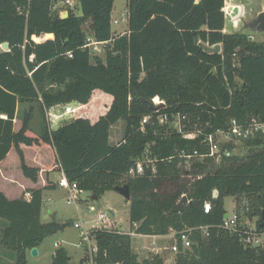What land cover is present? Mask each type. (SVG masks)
Wrapping results in <instances>:
<instances>
[{"label": "trees", "instance_id": "obj_1", "mask_svg": "<svg viewBox=\"0 0 264 264\" xmlns=\"http://www.w3.org/2000/svg\"><path fill=\"white\" fill-rule=\"evenodd\" d=\"M56 1L0 0V45L10 47L0 48V163L15 149L23 174L37 182L40 169L26 164L22 148L40 153L52 147L57 170L90 199L128 185L131 233L179 238L187 232L191 247L178 241L174 264H264V247L247 245L223 228L224 199L246 195L251 217H259L256 229L264 233V134L241 139L247 148L242 156L232 153V142L221 144L219 160L208 156L204 142L206 135L229 132L232 120L264 123V42L225 32L227 0H127L128 30L116 36L115 0H79L82 15L69 9L67 18L53 9ZM90 35L108 43L104 61L83 49ZM216 45L221 53L211 52ZM96 92L112 103L95 122L82 116L56 120L55 109L86 106ZM36 111L40 132L31 126ZM179 116L186 117L184 132L200 131L195 139L178 132ZM48 117L56 118L52 125ZM145 117L150 120L142 125ZM120 121L123 139L111 145V129ZM146 158L154 160L156 172L131 176ZM52 189L48 182L30 191V200L26 194L9 200L0 192V247L15 252V264H27L28 251L66 227L42 222L43 193ZM184 196L183 210L173 213ZM91 236L97 251L78 264H165L160 254L140 260L131 234L97 228ZM71 260L61 248L52 264Z\"/></svg>", "mask_w": 264, "mask_h": 264}, {"label": "rangeland", "instance_id": "obj_2", "mask_svg": "<svg viewBox=\"0 0 264 264\" xmlns=\"http://www.w3.org/2000/svg\"><path fill=\"white\" fill-rule=\"evenodd\" d=\"M59 1L58 12L65 14L70 9L76 16L82 15L79 0H73L74 5L72 7L63 5L61 0ZM230 4H232V6ZM126 6L127 0H115L112 19V28L115 36L120 34L124 28L127 27L128 20L125 16ZM233 7H238L237 13L235 12L236 8ZM226 10V14L228 16V22L225 30L226 33H244L249 35V37H253L254 41L264 42V33H256L246 27V24L257 18L261 12H264V0H227ZM115 21H117L118 24H116ZM89 24L90 23L87 22L84 26L88 33H90ZM106 48L107 47H104L103 51L98 55L103 61L106 59ZM92 63H95L94 59H92ZM111 103V96H107L102 92H96L94 98L88 105H73L70 109L57 108L54 110V113L58 116V119L48 117V121L52 125L51 119L62 121L68 118L82 116L90 119L92 122H95L100 116L104 115L108 111ZM26 108L27 107H24V109ZM24 109L21 108L19 111V121L16 124L17 128L22 126ZM31 126L35 131H41L42 120L38 111L35 113ZM124 130L125 123L122 121L116 123L112 127L110 138L111 145H116L117 142L119 143L123 139ZM218 138L219 144L232 142L234 145V150L232 151L233 154L240 156L246 154L247 148L243 141L235 139L229 135H222ZM27 156L29 160H31L35 157L34 151L28 149ZM44 157L50 161L49 163L52 166L56 165L55 160L49 151L45 153ZM15 158L18 160V163L21 161L19 155L16 153V150H13L12 157L9 161L11 166H14ZM56 168L57 167L54 168L55 171ZM19 170L22 171L21 165L19 166ZM0 183L3 187H10L16 192L12 197L17 198L21 196L22 190L19 185L9 184V182L7 180L5 181L3 178H0ZM90 196L91 194H88L87 203L81 207L80 214L78 213L76 207L68 205L66 199L63 197H59L56 199L54 204L50 205L51 209L56 214L55 216L51 217L49 212L46 211V208L44 207L42 215L43 223L57 222L64 225L66 224V227L62 231L48 236L40 246L38 251L39 254L37 256H34L31 250L28 251L27 264H52L55 251L61 248L66 249L70 253L72 264H78L83 258H87L91 261L94 255L93 252L96 249V242L92 237H90L91 239H87L88 237L86 236V232L92 231L97 226L98 216L103 212L110 216L113 221V226L116 228L114 230L122 231L123 233L131 235L134 234L131 233V206L130 203L125 202V199L122 196H120L116 191H108L97 200L90 199ZM251 200L252 199L246 195L237 198L234 196H228L224 199V208L228 216L232 217L234 214L238 215L241 226L256 228V222L259 220V217H251V214L254 211L252 209L253 202ZM111 212H113L114 215ZM0 221L4 222L2 219H0ZM81 221L84 223V226H77V223H80ZM175 243L176 240L173 236H163L155 240L144 236H132V245L135 251L138 252L140 260L153 256L155 253H151L150 251L156 249L158 246H162L165 247V249L160 250V255L163 257L165 264H174L173 261L169 262V259L173 260L176 254V252L172 251V247ZM262 247H264V245H262ZM5 250L1 249L0 252ZM9 252L10 253L8 254L0 253V259L4 258L7 264H15V252ZM11 260H14V262L12 263Z\"/></svg>", "mask_w": 264, "mask_h": 264}, {"label": "built area", "instance_id": "obj_3", "mask_svg": "<svg viewBox=\"0 0 264 264\" xmlns=\"http://www.w3.org/2000/svg\"><path fill=\"white\" fill-rule=\"evenodd\" d=\"M59 2L56 1L53 5L54 10H58ZM63 5L72 7L74 5L73 0H61ZM68 12V11H67ZM228 17V16H227ZM108 43L107 42H98L93 38V36H88L86 39V43L83 47L84 50H88L91 54L99 55L103 51V48L106 47ZM0 48L3 49V45H0ZM4 50V49H3ZM68 56L70 58L73 57L72 53H68ZM155 103L161 104V101L159 99H155ZM165 118H161V122L164 121ZM150 120V117H145L142 121V125L146 124ZM186 120V117H178L177 121L175 123V127L178 130L179 133L183 134L185 139L193 140L195 139L200 131L198 132H192V133H186L183 131L184 125L183 122ZM255 134H264V123L260 122L256 119L252 120V122L247 126L239 125L235 120L231 121L230 124V130L229 132H221L217 131L214 134L206 135L204 142L207 143L210 147V154L208 156L210 157H216L217 160L220 158L221 154V147L219 144V138L222 135H229L235 139L241 140V139H249L250 137L254 136ZM226 156L230 155L229 151L225 152ZM186 157V156H182ZM191 156H188L187 158H190ZM147 169H151L153 173L156 172L155 170V162L154 160L150 158H146L144 160H140L137 162L136 166L131 169L130 175L133 177L136 176H143L146 173ZM58 185L60 188H62L65 193V199L68 205H73L78 209L81 202L88 199V194L86 191L82 190L77 182L71 181L64 173L62 177L60 178ZM31 199V196H30ZM204 211L206 213H209L211 211V204L206 202L204 204ZM97 226L94 229L97 228H105L107 230H114L116 229L113 226V222L111 221L110 216L107 213H100L97 219ZM84 226V223L81 221L80 223H77V226ZM223 228L229 230L231 233L238 235L241 237L242 241L247 245H253V246H262L264 245V233H260L257 231L255 227H243L240 225L239 218L237 214H234V216L230 217L227 215V217L224 220ZM93 229V230H94ZM92 230V231H93ZM86 232V236L89 239L91 236V232ZM203 234L205 236H208V227L202 228ZM175 234V233H174ZM93 238V237H92ZM91 239V238H90ZM175 240L176 243L172 247V251L177 252L178 251V241L182 243L183 249H189L191 247V239L189 237V234L187 232H183L179 235V238H176L175 234ZM59 245V244H58ZM57 246V245H56ZM97 251V248L94 250L93 253Z\"/></svg>", "mask_w": 264, "mask_h": 264}, {"label": "crops", "instance_id": "obj_4", "mask_svg": "<svg viewBox=\"0 0 264 264\" xmlns=\"http://www.w3.org/2000/svg\"><path fill=\"white\" fill-rule=\"evenodd\" d=\"M125 16L127 17V8H126ZM112 19H113V14H112ZM115 23L118 24L117 21H115ZM127 30H128V24H127V27L124 28V30L118 35L125 34L127 32ZM2 117L4 119H6V116H2ZM18 121H19L18 118H16L14 121V125H15L14 129L16 132L19 131L21 128V126H19V128H17V126H16ZM13 150L15 151V149H12L10 151V153L8 154V156L0 163V178L5 179V181L7 180L9 182V184L19 185V187L22 190L21 196H24V194H26L25 198L27 200H30V196H31L30 191L43 188L44 186H46V184L48 182L54 184V189L44 191V193H43V210L45 207L46 211L49 212V215L51 217L55 216L56 214L51 209L50 205L54 204L56 199H58L59 197L65 198L66 193L58 185V182H59L60 178L62 177L63 172L61 170H57V168H56V171L54 170V168L58 166V163H57V160L55 159V157L53 156V148L52 147L45 148L40 153L34 152L35 157H33L32 159L30 158L31 160H29V158L27 156V150L28 149L25 147L22 148L26 164L29 166L36 167V168L40 169L37 182H34L31 179L27 178L23 174V171L19 170V166L21 165V161L18 163V160L15 158L14 166H11V164H9V161H10L12 154H13ZM46 150H48L52 154L56 165L52 166L49 163L50 161H48L47 158L44 157L45 153L48 152ZM16 153L18 154L17 151H16ZM0 192H2L9 200H15V199H19L21 197V196L17 197V198L12 197L16 192L14 190H12L10 187L9 188L3 187L1 183H0ZM86 203H87V200H84L83 202L80 203V205L77 209L79 214H80L81 207L83 205H85ZM43 210H42V215H43ZM1 230H2V222L0 221V233H1ZM131 236H144V235L132 234ZM167 236H173L175 238L174 233H171ZM144 237H149V238H152L155 240V239H158V238L163 237V236H144ZM39 248H38V251H39ZM1 249L5 250L2 247H0V250ZM161 249L164 250L165 247L158 246L156 249H154L150 252L155 253V254H160ZM134 251H135V249H134ZM0 253L8 254L10 252L5 250V251H1ZM136 253L138 254V252H136ZM146 258H148V257H146ZM6 259H7V257H6ZM14 260H11V262L13 263ZM172 261H173L172 259H169V262H172ZM4 263L7 264V262H5V259L4 258L0 259V264H4Z\"/></svg>", "mask_w": 264, "mask_h": 264}, {"label": "water", "instance_id": "obj_5", "mask_svg": "<svg viewBox=\"0 0 264 264\" xmlns=\"http://www.w3.org/2000/svg\"><path fill=\"white\" fill-rule=\"evenodd\" d=\"M198 3V2H197ZM235 12H238V8L235 9ZM69 15L68 12H66L65 14L62 15V18H67ZM247 28H250L251 30H253L256 33H264V12H261L257 18H255L254 20H252L251 22H249L248 24H246ZM250 40H253V37H249ZM9 44L5 43L3 44V49L5 51H9ZM211 52L214 54H218L222 52V46L221 45H216L214 46V48L211 49ZM162 107H164V103H161ZM114 191H116L120 196H122L125 199L126 203H130L131 201V193H130V189L128 187V185H123V186H118L114 189ZM215 197H218V191L214 192ZM95 200H97V197H94ZM188 202L187 197H183L182 200L178 203L177 206L174 207V209L172 210L173 213H180L183 208L184 205ZM113 214V212H111ZM227 217V215H226ZM32 254L34 256H37L38 253V248H34L31 250Z\"/></svg>", "mask_w": 264, "mask_h": 264}]
</instances>
